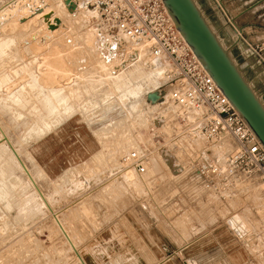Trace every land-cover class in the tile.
<instances>
[{"label":"rangeland","instance_id":"obj_1","mask_svg":"<svg viewBox=\"0 0 264 264\" xmlns=\"http://www.w3.org/2000/svg\"><path fill=\"white\" fill-rule=\"evenodd\" d=\"M13 1L0 0V14ZM29 1L33 3L30 5ZM47 1L67 27L63 30L68 39L59 46L45 36L41 22L34 23L36 27L12 29L13 21L28 11H20L21 15L11 16L10 20L0 18V41L8 39L11 43L0 56V192L5 190V194H0V264H91L93 260L96 264H138L140 254L145 257L149 249L159 246V241L168 248L163 260L181 261V251L172 248L200 242L203 249L235 247L237 254L231 259L235 263L264 264V188H257L261 183L241 182L228 202L196 185L198 163L222 161L225 156L215 157L211 151L198 148H212L201 130L198 133L204 142L198 143V147L193 145L196 127L181 119H173L164 130L158 127L152 121L155 114L149 113L154 103H148L147 95L133 104L120 95L118 83L111 81V76L133 63L161 66L141 53L140 43L123 41V52L113 53L110 45L115 35L98 28L96 13L83 0H72L78 3L73 13L64 0H60L59 7V0ZM25 2L28 8L34 4V0ZM196 2L222 43L230 48L240 69L249 65L260 72L262 83L264 68L256 55L247 52V44L257 45L264 40V0ZM22 4L21 7L25 6ZM239 34L243 40L235 45ZM76 52L85 59L79 71L68 62ZM129 53L136 58L112 71L109 66L118 64ZM5 75L10 80L4 85ZM163 77H159V86L144 87L143 91L158 93L159 101H163L168 90ZM8 90L23 91V103L7 100L4 94ZM257 94L264 102L263 85ZM58 96L67 98L75 110L73 114L71 110L65 113L74 116L69 119L65 115L69 125L57 123L54 115L48 116L44 110L50 103L61 110L56 102ZM34 111L37 116L42 114L43 120H38ZM75 117L79 118L76 122ZM70 126L81 133L88 128L95 134L92 151L81 145L82 154L73 150L67 165L60 167L42 161L38 157L43 152L39 146L45 140L53 144L48 150L58 146V156L74 142H80L74 135L72 141V134H67L71 140L62 137ZM66 140L67 144L72 142L71 146L63 142ZM224 140L225 144H232L233 150L234 141L230 137ZM161 148L178 154L179 164L185 168L180 177L169 172L161 158ZM134 149L150 160L148 174L143 177L123 162ZM57 155L50 161H55ZM129 214L137 216V233L132 239L136 249L135 254L120 260L123 249L113 247L126 245L127 239L120 237L117 224ZM146 220L158 225V239L144 235L142 225H146ZM138 227L143 231L139 232Z\"/></svg>","mask_w":264,"mask_h":264},{"label":"built area","instance_id":"obj_2","mask_svg":"<svg viewBox=\"0 0 264 264\" xmlns=\"http://www.w3.org/2000/svg\"><path fill=\"white\" fill-rule=\"evenodd\" d=\"M96 13V25L109 34L144 46L147 57L163 67L168 101L180 108L181 119L205 133L209 143L230 137L234 148L222 161L198 163L196 185L214 193L224 202L231 201L243 181L257 180L264 188V147L243 117L218 88L205 70L168 13L162 0H83ZM243 37L239 34L235 45ZM264 68V40L249 45ZM246 52V53H247ZM245 59V54L240 55ZM263 80V79H262ZM264 86V81H262ZM197 115L190 121L188 112ZM157 114L152 119L156 125ZM123 162L140 177L148 174L149 158L137 149Z\"/></svg>","mask_w":264,"mask_h":264},{"label":"bare ground","instance_id":"obj_3","mask_svg":"<svg viewBox=\"0 0 264 264\" xmlns=\"http://www.w3.org/2000/svg\"><path fill=\"white\" fill-rule=\"evenodd\" d=\"M25 1H27V0H15L11 4H9L6 7H4L2 13L0 14L1 15L0 18L2 17L1 19H3L5 17L6 18L8 17V19L10 20V17L11 16L13 17L14 15H16L18 13L21 15L20 11L21 12H27L28 11L26 15L24 13V16H22V17H19L18 16V18L15 21H13V23H12V21L10 22V24L12 23L11 24V27H13L12 29H16V27H20V26H22V27H28L30 25H35L34 23L37 24V22H41L43 24L44 33L46 32V35L45 36L48 39L53 40L54 43H56L57 45L58 44H62V41L67 38V36H66L67 34L65 32L66 30L64 31L63 29H65V28L67 29V27L61 22L60 18L56 16V13L53 10V8L51 7L50 3L47 0H34V4L32 6H29V8H28V4ZM30 2L31 1H29V4H30ZM64 2L66 4V6H67L68 11H70L72 13L74 12V10H76L78 8V6H77L78 3L73 2L72 0H64ZM22 3H25V6H22L21 7L20 4H22ZM31 3H33V2H31ZM35 4H37V5H35ZM59 4H61V1L60 0L57 3V6L58 7H59ZM25 9H27V10H25ZM14 17H16V16H14ZM7 22H8V20H7ZM2 23H4V22L2 21ZM22 27H21V29H23ZM35 27H36V25H35ZM7 31L9 32V30H7ZM41 36L42 35H40L39 37H41ZM43 37H44V34H43L42 38ZM112 37H113L112 40H111L112 44L110 45L111 46V51H113V53L114 52L116 53L118 51L119 52H123V50H122L123 49L122 48L123 47V44L122 43L125 40L123 38H119L117 36H112ZM13 40L15 41V38H10V41L11 42ZM30 40L32 41V39H30ZM40 40H42V39H40ZM8 41H9L8 39H2L0 41V56H3L4 55V53L6 52L7 48L9 47V44H11ZM46 41H48V40H46ZM44 42H45V39H44ZM40 45H42V43H40ZM53 45H55V44H53ZM72 48H75V47H72ZM140 49H141V53L144 52V55H147L146 52H145V50H144V46L143 45H140ZM67 55H69V54H67ZM79 57H80V55H79ZM79 57H78V52H76V54H73L72 57H70V59L68 58L69 64H71L72 66H74L75 67L74 68L75 70L78 69V71H79V68L82 67L81 66V63L84 62V60H85L84 58L82 60ZM134 58H136V56L134 54H132V53H129L128 56H125L124 58H122L119 61L118 64H116V65L114 64V65H111L109 67L111 68L112 71H113V69L114 70L115 69H119L120 67L125 66L127 63H129L130 61L134 60ZM108 59L110 60L111 57L108 56ZM83 64H85V63H83ZM128 66H126L124 68V70L120 74H115V75L111 76V81L118 83V85L116 84V87L118 88L117 90H119L120 95L122 97L128 98L130 100V102L133 103V104L138 99L145 98L146 95H147L148 96V103L149 102L150 103H154L153 106H152V109L149 111V113L150 112L151 113H154V114L157 113L156 125L158 127H160V128H163V130H164V128H167L168 127L167 126L168 123L177 117V113L178 112L181 113L182 111L180 110V108H177V106H174L173 104H171L168 101V99H169V91L168 90H166V98L164 100L162 99L163 101H159L161 99V96H159L158 93H152V94H150V92H144L143 91L144 87H150V88L153 87V88H155V87H157V86L160 85L159 77L160 76H164L163 75V67L152 68L150 65L145 67L143 65L142 66L139 65V63H137V64H134L133 63L132 65H128ZM75 70H73V72ZM82 71H83V69H82ZM74 73L77 74V72H74ZM8 79H9L8 76L5 75L4 78H3V80H2V83L4 85H5V83L7 84L8 83ZM162 79H163V84H164L165 77H163ZM0 84H1V82H0ZM74 91H75V93L77 92V90H74ZM75 93L73 92V94H75ZM77 95H79L78 92H77ZM4 96L7 98V100L12 101V102H15V103H19L20 105L24 101L23 91L8 90L4 94ZM77 98H78V96L74 97V99H77ZM56 102L59 103V105L62 107L61 110H58L57 111V106L54 105V104L51 105V103H50V106L48 108H44V110L46 111V114L48 116L54 115V118H56L57 123H60V124H64L65 125V122H66L65 121V115H67L68 113H70V112H68L69 110H71V113H72V111H73V109L71 108L72 106L69 104L70 101H68L67 98H61L60 96H58ZM71 104H73V103H71ZM74 111H73V113H74ZM65 113H67V114H65ZM34 114L36 115V117H37L38 120H41V119L43 120V117H42L43 115L42 114H41L42 116L41 115L37 116L36 111H34ZM151 116L152 115H150V117ZM72 117H74V116L73 115L71 116V114H70V117L68 116L69 119L72 118ZM188 118H189L190 121H194V120H196L197 115L194 112L189 111L188 112ZM73 119L70 121V123H72V124L74 122ZM76 119H79V118L75 117V122H76ZM149 119H151V118H149ZM67 124L69 125L68 122H66V125ZM83 125H86V124L84 123ZM73 126H75V125H73ZM73 126L68 127L69 128V131L68 132H64V134H63L62 137L64 138L66 136L65 139L71 140L72 138L70 139V137L72 136L73 137V140L72 141H75L74 140V136H76V138H79V140H80L79 143H76L75 144V142H74V144H72V146H71V144L69 143L71 141H68V144H70L71 147L68 146L70 148L68 150L65 149L66 151H64L62 154H59V156H58L56 154L57 152H55V150H56V148L58 146L56 148H54V149L48 150L47 147L50 146L51 143H50V140H45L44 143L39 146V150L40 151H43V152L38 157L42 161H47L50 164H52V163H54L56 165L59 164V167H60L62 165H67L66 161H68L67 160L68 157L70 155H72V151L73 150L75 151L76 154H82V151H84V150L82 149L81 145H83L87 149L91 150L92 143L94 142L93 141V135H95V134L94 133H91L90 130L87 127L81 126L82 128H87V129H85V132L84 133H81L79 130L74 129ZM47 128H49V127L47 126ZM74 131H77V132H74ZM67 134H72L71 136L68 135L69 136V139L67 138ZM1 140H0V143H1ZM67 140L66 141H63V142L65 144H67L66 143ZM202 141L204 142V139L202 138V136H200V134L198 133V130H197L194 133V138H193V142L192 143H193V145H195L196 147H198V143H202ZM182 142L184 143V141H182ZM67 145H65V146L67 147ZM210 145L212 146V148H208L207 147L208 145H206L205 147L200 146L198 148L201 149V150H205V151H211L214 154L215 157L221 158L222 156H225V154H227L228 152H230V150H231L230 147H231L232 144L229 146V143L228 144H225V140H224V141H221V142L215 144V146H213L214 144H210ZM188 147H190V146H188ZM45 149H47V150H45ZM190 151H188V153L185 152L187 154L186 157H188ZM180 152H182V151H180ZM54 155H57V159L55 161L52 160V162H51L50 159ZM160 155H161V158L164 160V163L167 165L169 172H171L172 175L177 176V178L180 177V175H182V173L185 170V168L181 164H179L180 161L178 160V154H174V152H171L167 148H161L160 149ZM149 156H150V154H149ZM179 156H180V154H179ZM182 156L184 157L183 153H182ZM17 179H18V182L22 181V180H20L21 178L20 179L17 178ZM145 182L146 181L144 179V183ZM258 187H260V186H257V188ZM2 192L3 191L0 192L1 195H2ZM3 193L5 194V190H4ZM255 199H257V198H255Z\"/></svg>","mask_w":264,"mask_h":264},{"label":"water","instance_id":"obj_4","mask_svg":"<svg viewBox=\"0 0 264 264\" xmlns=\"http://www.w3.org/2000/svg\"><path fill=\"white\" fill-rule=\"evenodd\" d=\"M162 1L198 60L264 147V102L232 57L230 48L212 29L196 0Z\"/></svg>","mask_w":264,"mask_h":264},{"label":"crops","instance_id":"obj_5","mask_svg":"<svg viewBox=\"0 0 264 264\" xmlns=\"http://www.w3.org/2000/svg\"><path fill=\"white\" fill-rule=\"evenodd\" d=\"M78 1L80 2V0ZM230 43L232 44L233 42L230 41ZM233 45L234 44H232L231 46ZM232 52L236 53L234 49L232 50ZM241 70L243 71L247 79H252L250 84L255 89V91H257V93H260V89H262L263 85L260 82V72L254 71V69L250 68L249 65H245V67L241 68ZM136 217L137 216L129 214L126 217L120 218L118 220L117 229L119 231L120 237L125 238V240L127 239L126 245H114L113 247V249H123L119 255L120 260H125L126 257H130L135 254L134 251L136 247L134 246L135 244L132 239L135 238L137 233V225L135 223L137 222ZM142 227L145 229L143 232L144 235H147V237L149 238L151 237L154 239H158L156 230H159V227L153 221H147L146 225H142ZM138 231L141 232L143 230L138 227ZM159 243V246L149 249V252L146 254L145 257H142L141 254L140 256L138 255V264H241V262L235 263L234 261H231L233 255L237 254L235 251H237L238 249H234L235 247L229 249L225 246H221L220 249H203L202 244L200 242H194L190 245L187 244L183 247H180L175 244L176 248L172 249H177L181 251L183 255L181 261H170L168 259H164V261L161 258L163 255H165V253H167V251L165 250L167 247L164 246L165 244H163L161 241H159ZM114 260L117 259L114 258ZM91 264H96V261H91ZM243 264L247 263L245 262Z\"/></svg>","mask_w":264,"mask_h":264}]
</instances>
